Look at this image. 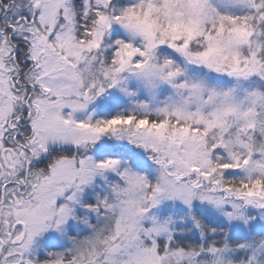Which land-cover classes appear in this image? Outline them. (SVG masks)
Returning <instances> with one entry per match:
<instances>
[{
  "label": "snow or ice",
  "instance_id": "snow-or-ice-1",
  "mask_svg": "<svg viewBox=\"0 0 264 264\" xmlns=\"http://www.w3.org/2000/svg\"><path fill=\"white\" fill-rule=\"evenodd\" d=\"M0 264H264V0H0Z\"/></svg>",
  "mask_w": 264,
  "mask_h": 264
}]
</instances>
